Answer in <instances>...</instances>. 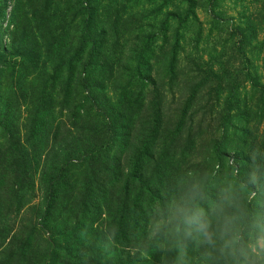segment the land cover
I'll list each match as a JSON object with an SVG mask.
<instances>
[{
    "label": "rangeland",
    "instance_id": "1",
    "mask_svg": "<svg viewBox=\"0 0 264 264\" xmlns=\"http://www.w3.org/2000/svg\"><path fill=\"white\" fill-rule=\"evenodd\" d=\"M90 4L0 0V264H173L154 210L264 170V0Z\"/></svg>",
    "mask_w": 264,
    "mask_h": 264
},
{
    "label": "clouds",
    "instance_id": "2",
    "mask_svg": "<svg viewBox=\"0 0 264 264\" xmlns=\"http://www.w3.org/2000/svg\"><path fill=\"white\" fill-rule=\"evenodd\" d=\"M209 186L193 181L178 187L154 210L150 237L156 251H175L173 264H264V170L253 166L246 181ZM251 203L257 210H249Z\"/></svg>",
    "mask_w": 264,
    "mask_h": 264
},
{
    "label": "trees",
    "instance_id": "3",
    "mask_svg": "<svg viewBox=\"0 0 264 264\" xmlns=\"http://www.w3.org/2000/svg\"><path fill=\"white\" fill-rule=\"evenodd\" d=\"M79 2H81V5L84 7V9H86V10H89V11H87V12H89V14H90V16H91V18H92V11H93V8H92V4H90V0H79ZM85 4V5H84ZM96 153H98L99 152V150H96L95 151ZM100 153V152H99ZM115 175H120V171H119V169L114 173ZM100 192H101V190H99ZM48 197V199H47V202L49 203V202H54V200H55V196H53V193H52V195H48L47 196ZM99 198H100V194H99ZM107 202V197H105V195H103L102 196V203H106ZM101 207V204L100 205H97L96 206V208H97V213L96 214H98V216L99 217H101V214H100V208ZM122 211H124V212H127V206L125 205V207L123 208V209H121L120 211H118V212H116L117 214H118V216H121V217H123V212ZM138 227V223L137 222H135V227H134V230L136 229ZM123 228H121L120 230H118V232H122L123 230H122ZM125 232V231H124Z\"/></svg>",
    "mask_w": 264,
    "mask_h": 264
}]
</instances>
